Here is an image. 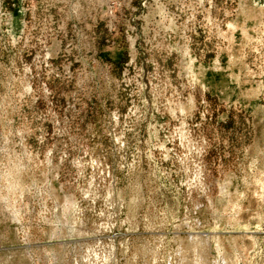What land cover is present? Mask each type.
<instances>
[{
	"label": "rangeland",
	"instance_id": "1",
	"mask_svg": "<svg viewBox=\"0 0 264 264\" xmlns=\"http://www.w3.org/2000/svg\"><path fill=\"white\" fill-rule=\"evenodd\" d=\"M0 264H264V0H0Z\"/></svg>",
	"mask_w": 264,
	"mask_h": 264
}]
</instances>
